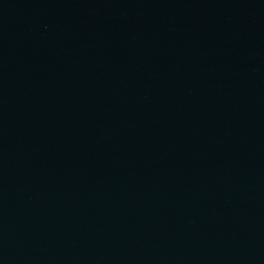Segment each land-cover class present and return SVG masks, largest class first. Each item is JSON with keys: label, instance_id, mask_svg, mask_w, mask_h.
<instances>
[{"label": "water", "instance_id": "1", "mask_svg": "<svg viewBox=\"0 0 264 264\" xmlns=\"http://www.w3.org/2000/svg\"><path fill=\"white\" fill-rule=\"evenodd\" d=\"M0 264H264V0L1 28Z\"/></svg>", "mask_w": 264, "mask_h": 264}]
</instances>
